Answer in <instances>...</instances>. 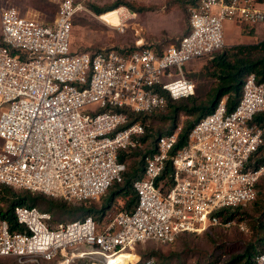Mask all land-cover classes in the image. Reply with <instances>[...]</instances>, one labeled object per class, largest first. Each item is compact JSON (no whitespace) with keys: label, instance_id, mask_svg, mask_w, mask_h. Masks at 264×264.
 Segmentation results:
<instances>
[{"label":"built area","instance_id":"2783aa9c","mask_svg":"<svg viewBox=\"0 0 264 264\" xmlns=\"http://www.w3.org/2000/svg\"><path fill=\"white\" fill-rule=\"evenodd\" d=\"M48 2L55 7L49 24L35 13L0 12V186L66 204L97 201L122 181L126 165L118 154L145 134L128 115L163 108L162 93L174 101L193 96L194 84L183 70L222 51L224 22L248 30L264 23V8L254 0H196L177 44L155 51L138 39L135 47L142 48L127 54L74 52L72 22L82 4ZM116 11L121 30L137 18L136 13L125 16L122 8ZM93 105L97 113L89 111ZM261 112L264 84L250 73L235 108L227 113L222 98L191 128L175 155L169 152L179 127L156 138L142 176L132 184L137 197L132 212L118 211L103 222L90 215L54 222L46 211L15 206L23 231L11 232L0 219V258L18 264H116L122 252L137 245H169L181 235L220 225L219 211L243 208L256 198L264 160L257 166L250 160L263 144V129L252 121ZM168 160L172 172L166 185L162 174ZM255 264H264V250Z\"/></svg>","mask_w":264,"mask_h":264},{"label":"rangeland","instance_id":"374dc122","mask_svg":"<svg viewBox=\"0 0 264 264\" xmlns=\"http://www.w3.org/2000/svg\"><path fill=\"white\" fill-rule=\"evenodd\" d=\"M261 1L263 2H255L257 8H264V0ZM79 2L83 8L74 16L71 32V50L74 52L128 49L135 46V42L138 39H142L144 45H154L163 48L170 44H177L176 40L188 30V6L186 0H79ZM116 3L119 4L112 11L122 8L125 16L132 13L137 14L135 20L128 19L126 21L122 30L121 27L117 26L115 13L106 10L101 14H95L91 10L92 5L98 8H106ZM5 8L17 9L24 15L26 13H35L37 19L46 24L53 21L55 14V7L48 0H0V12ZM100 16L108 23L100 19ZM227 22L229 21L224 22V25ZM255 30L258 38L263 37L264 23L257 24ZM225 31V27H223L224 36ZM232 33L234 34L235 30ZM230 45H227L224 41L222 50ZM209 61L210 59L193 61L187 64L183 70L185 77L195 86L193 96L202 101H206L208 92L214 85L212 79L205 78L201 74V69L208 65ZM89 111L97 113L98 107L93 105ZM188 119L183 113L180 114L178 127L181 128L183 122ZM142 125L145 127V133L148 135L152 134L154 139L156 138L155 131L158 128L164 129L163 132L165 133L170 128L168 123H162L158 119H147ZM148 143H151V140ZM137 159L138 157L131 155L127 160V164H134ZM261 178L260 184L263 186L264 175ZM34 197H39V195ZM106 197H108V193L91 203L68 204L66 205L68 209L63 214L53 208L51 212H46L52 215L54 222H70L86 216L84 210H80L78 207L84 205L87 206L84 208L90 207L98 211L106 205L104 204ZM45 200L49 201L50 198L44 196L37 198L33 207L40 208L39 210L49 209V203ZM113 203L110 208L105 210L99 220H96L91 214L89 215L96 221H106L118 211L123 210L121 201ZM230 211L235 212L236 215L229 223L224 224L221 222L220 225L211 227L199 235H181L172 245L158 244L154 241L137 245L132 250V261L138 260L137 264H143V261L148 259L153 260L157 264H206L221 252L223 242L230 240L232 242L234 239L250 240L256 234L258 215L253 208V203L243 208L231 209ZM145 254L150 256H145ZM0 264L17 263L12 258H0ZM73 264L89 263L75 260Z\"/></svg>","mask_w":264,"mask_h":264},{"label":"trees","instance_id":"16d2710c","mask_svg":"<svg viewBox=\"0 0 264 264\" xmlns=\"http://www.w3.org/2000/svg\"><path fill=\"white\" fill-rule=\"evenodd\" d=\"M186 1L188 9L196 3V0ZM255 2L263 1L257 0ZM118 4L119 3H116L106 8H98L92 5L91 10L95 14H101L106 10L112 11L118 6ZM131 8L134 9L133 7ZM143 46L153 48L155 51H160L162 49V47H156L154 45ZM141 48L142 47L139 48L133 46L128 49H108L105 51L115 50L127 54ZM99 51L101 50L94 52ZM12 53L15 52L12 51ZM209 59V64L201 69L203 77L214 81V85L208 92L206 101H202L194 96L174 101L166 93H162L165 98V105L163 108L155 110L150 114L128 115L130 123L137 121L143 124L147 119H158L162 123H168L170 128L166 130V133L163 132L164 129L161 128H158V130L155 131L156 134H154L156 135V138L160 135L175 131L178 128V117L180 114L183 113L187 116L189 119L184 121L182 127L180 128L177 134L176 142L169 152L170 157L175 155L184 147L191 128L200 119L211 113L222 98H225V109L227 113H230L235 108L241 97L242 86L248 74L253 73L256 77V81L264 84V39L254 44H236L229 46L220 52L214 53ZM252 122L256 123L263 129V144L250 160V165L257 166L264 160V112L254 116ZM156 138L154 139L152 134L148 135L145 133L144 135L136 138L137 145L135 147L121 151L118 154V160L126 165V170L122 176V181L120 183L112 184L107 190L106 193H108V197L104 200V204L106 205H104L102 209L96 211L90 207L84 208L87 207L84 205L78 207V209L84 210L85 215L91 214L96 220H99L105 210L111 207L113 202L116 201L117 203L121 201V208L127 212H132L137 203V197L132 188V184L135 179L142 176L144 158L155 151ZM149 140H151V143H148ZM131 155L138 157V159L136 163L128 165L127 160L131 157ZM171 172L172 165L170 160H168L165 163V168L162 174V178L166 179L164 182L166 185L170 184L168 176ZM261 180L262 178L259 179L255 186L256 198L252 202L253 208L258 215L255 230L256 234L252 237L253 239H234L232 242H230L231 240L223 242L221 252L218 255H215L213 259H210V261L206 264H255L256 255L264 250V185L261 186ZM35 195L39 194H31L28 191H17L0 186V219L6 220L11 232L23 231V228L16 222L13 213L14 207L20 205H26L28 207L35 206L34 202L37 198H42L41 195H39V197H34ZM45 201L49 203L50 208L41 209L43 211L51 212V209L53 208L63 214L64 211L68 209V207H66L68 204L60 200L50 199L49 201ZM230 210L231 209H223L218 212L217 215L220 218V222L227 223L233 220L236 213L231 212ZM173 243L169 245H172ZM145 256L150 255L145 254Z\"/></svg>","mask_w":264,"mask_h":264},{"label":"crops","instance_id":"0c3cea01","mask_svg":"<svg viewBox=\"0 0 264 264\" xmlns=\"http://www.w3.org/2000/svg\"><path fill=\"white\" fill-rule=\"evenodd\" d=\"M224 27L226 30L225 36H224L225 37L224 41L227 45L231 44L230 46H232V44L233 45H236V44H254V43L264 39V36L261 38H258L256 30H255V26L248 30L243 25H238L235 22L230 21V22L225 23ZM234 30H235V33L233 34L232 31H234ZM184 34H186V33H184ZM180 38H178V39H180ZM230 42H232V43H230Z\"/></svg>","mask_w":264,"mask_h":264},{"label":"bare ground","instance_id":"6f19581e","mask_svg":"<svg viewBox=\"0 0 264 264\" xmlns=\"http://www.w3.org/2000/svg\"><path fill=\"white\" fill-rule=\"evenodd\" d=\"M111 13H115V18L117 20V26L120 24L118 12L116 10L111 11ZM133 259L132 252H122L121 255H119L115 261L116 264H124L127 262H131Z\"/></svg>","mask_w":264,"mask_h":264}]
</instances>
